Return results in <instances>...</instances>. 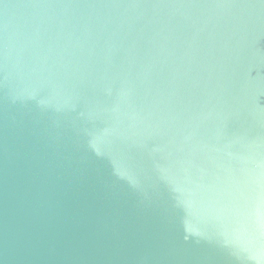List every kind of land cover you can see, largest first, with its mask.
Segmentation results:
<instances>
[{
    "label": "water",
    "instance_id": "water-1",
    "mask_svg": "<svg viewBox=\"0 0 264 264\" xmlns=\"http://www.w3.org/2000/svg\"><path fill=\"white\" fill-rule=\"evenodd\" d=\"M0 264H264V0H0Z\"/></svg>",
    "mask_w": 264,
    "mask_h": 264
}]
</instances>
